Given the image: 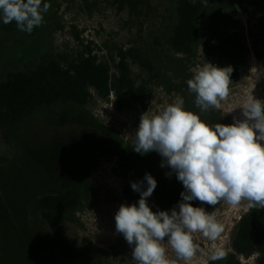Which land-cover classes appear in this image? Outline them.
I'll return each mask as SVG.
<instances>
[{
  "label": "rangeland",
  "instance_id": "374dc122",
  "mask_svg": "<svg viewBox=\"0 0 264 264\" xmlns=\"http://www.w3.org/2000/svg\"><path fill=\"white\" fill-rule=\"evenodd\" d=\"M179 0H42L50 4L44 23L29 34L15 21L0 20V81L10 73L30 72L44 58H76L91 51L108 64L113 75L119 54L138 49L154 65V75L130 61L133 78L145 86L142 100L101 98L95 93L87 106L57 104L36 111L12 132L7 143L0 135V264H65L48 220L63 217L67 241L81 253L79 264H137L134 245L116 232L115 214L121 204H137L147 190L145 175L157 182L147 197L152 211L179 210L184 185L156 151L137 153L135 132L141 116L159 113L176 97L184 108L208 124H232L243 119L242 106L253 97L264 100V38L255 4L264 0H211L201 15L204 33L213 46L192 55L174 53L167 45L178 22ZM198 1V0H194ZM214 29V32L210 31ZM246 48L248 70L230 78L229 93L220 108L201 112L187 81L207 63L232 69L237 53ZM98 163L90 176L92 194L84 196L81 176ZM194 207L208 204L199 200ZM251 208L247 200H224L212 212L222 231L215 240L192 233L197 251L180 258L162 241L166 259L174 264H225L233 254V236L241 217ZM225 253L212 261L214 251ZM97 258L90 263L91 258ZM257 256L241 257L256 264Z\"/></svg>",
  "mask_w": 264,
  "mask_h": 264
},
{
  "label": "clouds",
  "instance_id": "9594fccd",
  "mask_svg": "<svg viewBox=\"0 0 264 264\" xmlns=\"http://www.w3.org/2000/svg\"><path fill=\"white\" fill-rule=\"evenodd\" d=\"M49 8L42 0H0V20L4 24L15 21L18 29L30 34L44 23ZM231 72L230 66L220 68L211 63L195 70L187 85L201 112L220 108V100L229 93ZM241 108L243 119L213 125L186 110L184 100L176 97L159 113L141 116L133 149L140 154L158 152L185 191L178 211L153 212L147 197L156 188V180L145 175L146 191L132 183V189L141 192L138 205L121 204L115 227L134 245L132 257L137 264H174L166 259L165 239L187 261L197 251L192 233L217 238L222 229L214 214L194 207L193 200L212 206L222 199L231 205L247 200L249 207L264 208V100L253 97ZM224 257L223 251L216 250L210 259Z\"/></svg>",
  "mask_w": 264,
  "mask_h": 264
},
{
  "label": "trees",
  "instance_id": "16d2710c",
  "mask_svg": "<svg viewBox=\"0 0 264 264\" xmlns=\"http://www.w3.org/2000/svg\"><path fill=\"white\" fill-rule=\"evenodd\" d=\"M211 0H179L177 6L178 22L167 45L178 55H192L199 47L209 49L213 46L212 36L204 33L201 15ZM259 13V27L264 38V6L255 4ZM214 32V29H210ZM247 49L237 53L238 66L232 69L230 78H236L248 70ZM116 65L118 74L113 75L108 64L99 60L91 51L76 58H44L35 70L10 73L0 81V135L9 143L12 132L36 111L57 104L87 106L95 93L101 98L115 95L117 98L130 97L142 100L146 94L145 86H138L133 78L130 61L137 62L152 78L154 65L138 49H129L119 54ZM5 162L7 158H0ZM98 163L87 166L81 176L84 196L92 194L91 172ZM224 200L216 205H207L206 212L212 213ZM158 212V211H153ZM170 213V212H169ZM65 219L54 216L48 220L53 232L58 252L65 264H79L81 253L66 239ZM233 254L225 264H241V257L257 256L256 264H264V208L259 206L241 217L237 224L233 242ZM97 258L92 257L90 263ZM210 264H216L211 262Z\"/></svg>",
  "mask_w": 264,
  "mask_h": 264
},
{
  "label": "flooded vegetation",
  "instance_id": "af4514ba",
  "mask_svg": "<svg viewBox=\"0 0 264 264\" xmlns=\"http://www.w3.org/2000/svg\"><path fill=\"white\" fill-rule=\"evenodd\" d=\"M95 169H96V168H95ZM95 169H94V170H95ZM94 170H93V171H94ZM93 171L91 172V174L93 173ZM90 176H91V175H90Z\"/></svg>",
  "mask_w": 264,
  "mask_h": 264
}]
</instances>
